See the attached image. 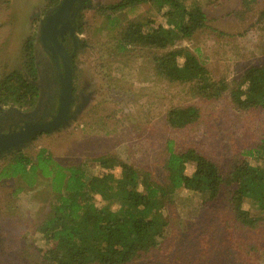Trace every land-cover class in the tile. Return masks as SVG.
I'll use <instances>...</instances> for the list:
<instances>
[{
    "label": "rangeland",
    "instance_id": "374dc122",
    "mask_svg": "<svg viewBox=\"0 0 264 264\" xmlns=\"http://www.w3.org/2000/svg\"><path fill=\"white\" fill-rule=\"evenodd\" d=\"M117 1L89 0L81 12L73 83L76 90L89 86L90 102L68 126L38 134L23 153L33 159L44 148L55 162L80 167L88 176L96 158L113 156L155 181L164 179L170 140L176 151L193 148L224 171L243 159L253 163L244 151L264 140V108L237 109L228 92L216 100L200 99L190 94L187 84L159 77L150 60L164 50L133 48L122 55L110 54L118 29L126 22L149 20V29L161 21V10L150 2L111 11L109 6ZM194 2L206 14V27L177 41L176 47H187L214 79H224L229 86L248 67L264 64V0ZM46 7V0H0V78L14 69L28 77L22 45L31 37L35 55L40 45L38 21ZM189 104L200 110L197 121L169 127L167 110ZM113 171L120 175L119 167ZM225 194L210 203L206 192L175 190L164 211L168 224L161 243L128 264H264V223L242 228L225 209ZM52 199L47 178L40 176L27 189L17 177H0V264H48L40 256L39 249L47 243L38 226L48 216ZM242 208L254 206L243 203Z\"/></svg>",
    "mask_w": 264,
    "mask_h": 264
},
{
    "label": "trees",
    "instance_id": "16d2710c",
    "mask_svg": "<svg viewBox=\"0 0 264 264\" xmlns=\"http://www.w3.org/2000/svg\"><path fill=\"white\" fill-rule=\"evenodd\" d=\"M58 1L46 0L47 6ZM146 2L161 10V21L149 29V20L126 22L118 29L110 54L122 55L133 48L164 50L150 60L159 77L187 84L190 94L200 99L212 101L228 92L237 109L264 108V64L248 67L241 79L229 86L224 79H214L187 47L175 46L177 41L190 39L206 27V14L194 0H119L109 9L117 11ZM32 40L27 37L22 45V65L28 79L19 69L3 75L0 105L29 107L35 101L37 87L30 81L37 77ZM199 116L196 105L173 106L167 110L165 121L177 129L193 124ZM165 150V176L161 181L146 173L140 175L130 164L113 156L96 158L88 176L80 167L55 162L44 148L33 159L21 151L13 153L0 177L17 176L27 189L33 188L40 176L48 179L53 199L48 216L38 226L47 243L39 249L40 256L48 264L134 261L161 243L168 224L166 204L179 188L206 192L210 203L223 199L226 193L225 209L242 228H257L264 223V140L244 151L253 163L243 159L227 171L193 148L176 151L171 140ZM116 167L120 168L118 177L113 171ZM243 203L253 205V210L243 209Z\"/></svg>",
    "mask_w": 264,
    "mask_h": 264
},
{
    "label": "flooded vegetation",
    "instance_id": "af4514ba",
    "mask_svg": "<svg viewBox=\"0 0 264 264\" xmlns=\"http://www.w3.org/2000/svg\"><path fill=\"white\" fill-rule=\"evenodd\" d=\"M58 3L46 7L42 16L43 20L41 26H44L46 23L48 15L53 14L57 10ZM88 4L89 0H75L67 11V14H64L57 23L52 24L50 31L48 28L45 29L44 39H42V37L38 38V44H40L39 47H41V49H39V47L35 48L37 77L34 80L29 79L37 87L35 101L29 107H20L12 103L0 105V135L18 133L25 130V127L31 125L48 124V122L54 120L58 115L60 78L64 76V62L55 42L62 46L67 55L73 53L71 57L72 100L65 114L63 126L60 125L53 131L68 126L83 113L84 108L90 102L93 94L89 91L88 85H84L77 90L75 89L73 83V59L81 44L79 37L80 27L83 23L81 12ZM37 17L39 18L40 16ZM25 78L28 79L26 76ZM82 104L85 105L84 108L79 113H76L77 108ZM42 133L47 134L49 132L37 131L30 138V141H24L16 147H12L10 150L0 151V173L3 171L4 167L7 166L13 153L19 151L23 152L26 147L31 145L35 137ZM10 177L15 178L17 176Z\"/></svg>",
    "mask_w": 264,
    "mask_h": 264
},
{
    "label": "water",
    "instance_id": "95a60500",
    "mask_svg": "<svg viewBox=\"0 0 264 264\" xmlns=\"http://www.w3.org/2000/svg\"><path fill=\"white\" fill-rule=\"evenodd\" d=\"M75 0H59L57 10L53 13L48 15V18H46V23L44 26L42 25L43 18L39 21V37L44 39V31L46 28L51 30V26L53 23H57L64 14H67V11L69 10L70 6ZM49 12V10H48ZM48 31V32H49ZM57 49L60 52V55L64 62V76H61L60 78V96H59V112L56 118L52 120L51 122H48V124H41V125H31L29 127H25V130L20 131L18 133H12V134H2L0 135V151H6L10 150L12 147H16L18 144L24 142V141H30V138L34 135L37 131H43V132H51L60 125H62L65 121V114L68 111V106L72 100V67H71V57L72 54L67 55L65 50L62 48L60 44H57L55 42ZM84 104L79 106L76 110V113H79L83 108ZM63 126V125H62Z\"/></svg>",
    "mask_w": 264,
    "mask_h": 264
}]
</instances>
